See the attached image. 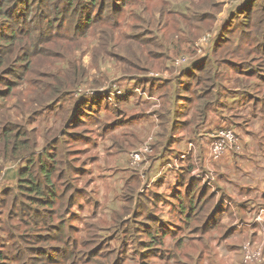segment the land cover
Listing matches in <instances>:
<instances>
[{"label":"rangeland","instance_id":"1","mask_svg":"<svg viewBox=\"0 0 264 264\" xmlns=\"http://www.w3.org/2000/svg\"><path fill=\"white\" fill-rule=\"evenodd\" d=\"M103 1L111 4L113 0ZM115 1L124 10L116 15V21L112 17L106 20L102 18L96 24L89 25L87 35L80 34L81 31L76 30V27L70 30L69 22L63 25L58 23L55 27L63 29L52 33L53 42L46 46L53 56L54 53L56 56L60 53L67 54V57L71 54L80 57L84 69L88 71V85L95 80L101 82L108 79L103 85L96 87L95 91H100L102 88L110 90L115 85L126 87L134 85V89L119 97L118 104L104 107L92 106L89 107L92 108L91 110L89 108L86 111L82 110L81 118L69 128L70 133L64 136L63 140H66L73 153L69 155V160L74 170H70L69 183H67L69 191L66 193V198L72 199V204L65 206L59 217L55 215L54 207L52 208L45 232L47 235L45 244L47 248H50L52 257L59 260L54 264L62 262L65 264H116L117 260H120L119 264H142L143 262L178 264L174 261V257L169 260L162 259L160 257L163 254L155 255L154 252H150L152 250L143 252L140 246V239L148 238L149 240L151 232L142 227L148 215L141 199L150 190V179L145 172L151 171L153 177L159 179L169 170H162V168L146 170L143 161L133 166L132 150L150 137L155 138L161 126L158 110L163 101L162 94L175 93L176 97L180 98L191 95L193 100L198 102L197 96L202 93V87L208 82L204 79L205 71L196 70L194 68L196 61H191L210 56L214 60L218 58L219 61L218 65L215 63V69L211 70L213 79L209 84L220 85L222 82L226 90L220 89L221 93L229 90H242L241 92L244 93L239 104L236 107H230L227 113L236 111L240 121L242 118L248 120L246 123V129L250 131V134H247L248 144L254 145L253 137L264 133V115L260 110L252 111V102L246 98V95L250 92L253 96L264 97V46L256 48L249 55L243 51L251 49L257 42L255 38L240 39V37H246L249 32L242 35L244 26L240 22L246 13L238 14L241 9H238L237 5L248 0L196 2L201 7L196 14H201L187 19H181L179 15L173 13L170 0H142L145 2L144 5H136V2L141 0H133L131 6L132 0ZM100 2L101 0L97 1V8ZM255 7L254 5L252 10H255ZM106 10L103 12L104 15L108 14ZM204 15L207 18L202 20L201 16ZM233 16L236 18L229 23ZM196 24L199 25L196 28L200 29H197L194 37ZM228 24H230L229 28H227ZM200 26L206 28L201 29ZM261 43H264V40H261ZM225 58L230 59L231 62L223 61ZM57 59L60 62L58 57ZM127 62H132L134 66H130ZM219 65H221L220 72H223L216 80L214 76L219 70ZM217 67L218 70H216ZM178 72L181 74L176 78ZM62 74L65 80L68 76L77 77L75 74L68 75V72ZM192 74L195 76H191ZM45 76L44 73L33 75L30 73L28 80L23 77V81L14 79L16 84L20 85L15 86L13 95L2 96L0 93V116L12 114L17 122L25 124L27 130L33 132V136L40 141L41 145L48 139H52L56 131V135L63 132V118L66 112V107L58 108L53 104L55 100L51 92L56 86L52 81L53 75ZM237 77L242 80V85L239 87H235ZM159 84L161 87L157 89L155 86L154 90L153 86ZM83 87L86 104L95 96L102 98V94L98 92L86 93L89 88ZM4 91H7V88L0 85V92ZM17 92L23 98L22 104L27 103L31 111L19 105L15 97ZM26 95H29L28 99ZM79 97V95L76 96V98ZM34 101L43 105L34 110L36 106L33 104ZM252 101L255 102V100ZM173 102H176L175 98L170 99V106ZM182 102H184L182 108H188V100L185 99ZM170 126L168 125V128ZM168 139L170 141L167 149L169 155L166 159L176 172L181 171L187 166V162L180 155L183 152L173 150L174 138L172 137L171 140L168 137ZM37 152L36 158L40 162L43 160L41 155L44 149L40 147ZM233 161L236 164L235 159ZM21 165L25 163L12 162L6 165L2 183H6L7 178L9 180L15 178L17 169ZM136 174L140 178H137ZM233 185L236 187L237 184L233 183ZM216 187L219 188L218 185ZM237 191H239L238 188ZM19 192L22 190L19 189L17 193ZM248 192L250 194L247 200L255 195L264 201L257 187H250ZM164 196L168 201L173 200L168 194ZM3 198L4 196L0 197V199ZM2 204L3 202L0 201V206ZM5 214L6 209L3 207L0 209V216L4 218ZM128 229L126 235L125 231ZM84 230H88L89 233H85ZM240 230H232L228 237L222 240L218 237L219 232H210L204 240H201V244L204 249L207 244L213 247V258L197 261L199 252H185L189 257L182 255L180 264H242L241 244L250 238L247 239L248 234H243ZM180 234H185L184 242L191 244L186 245L183 250L192 248L200 236L197 234L194 238L188 233V229H184L177 234L178 236L167 235L164 238L165 246L163 247H170ZM68 236L81 242H88L86 247L77 248L88 253L63 259L65 251L58 240L67 241ZM209 236L212 241L209 240ZM121 237H127L125 243L119 240ZM93 242H98L96 251H92ZM60 248L62 256L58 255V250H55ZM67 249L69 252L74 250L71 246ZM208 256L209 253H205V257ZM263 256L264 246L262 247Z\"/></svg>","mask_w":264,"mask_h":264},{"label":"trees","instance_id":"2","mask_svg":"<svg viewBox=\"0 0 264 264\" xmlns=\"http://www.w3.org/2000/svg\"><path fill=\"white\" fill-rule=\"evenodd\" d=\"M97 1L98 0H0V85L3 88H7V91L0 92L1 95H13L15 86L20 85L16 84L14 79L22 80L23 77L25 80H28L30 73L32 75L44 73L46 75L45 77H49L47 75L51 74L54 77L52 80L54 81V86L56 85L51 92V96L53 94L55 100L53 104L54 106H58V108L66 107L65 116L63 118V132L56 135V131L53 138L48 139L47 142L42 145L40 141L33 136V132L27 130L25 124L17 122L12 114L0 116V197L4 196L3 199H0V201L3 202L0 209L3 207L6 209L5 217L3 218L0 216V264H54L59 262V260L52 257L50 248H47L45 244L47 241L45 232L48 228L52 208L54 207V213L59 217L64 207L72 204V199H67L66 193L69 191L67 184L69 183V173L70 170L74 168V166H72L73 164H70L69 155H73V153L68 147L66 140H63V138L70 133L68 132L69 128L75 124L76 120L78 121L81 118L80 115L82 110L86 111L87 108L91 107L85 102L83 92H81L82 87L86 86L83 88L93 90L103 85L108 79L101 82L95 80L88 85V71L84 69L80 57L76 54H71L67 57V54L60 53L57 56L56 53H54L53 56L51 51L47 50L46 46L51 45L53 42L52 33L56 30L61 31L63 29L62 27H55L58 23L63 25L69 22L70 30L72 27H76V30L81 31L79 32L80 34L85 33L84 35H87L88 33L86 32L89 31L88 29L92 24H96L102 18L106 20L112 17L116 21V15L124 11L123 7L119 6L115 0H113L111 4H106L105 1L101 0L98 8L96 6ZM207 1L208 0H170L169 3L173 13L179 15L181 19H187L201 14H196L201 8L196 2L204 3ZM136 3V5H144L145 2L141 0V2L137 1ZM132 4L133 0L130 2V6ZM254 5L256 6L255 10H252ZM240 7H237L241 9L238 14L246 13L245 16H243V20L240 22L241 25L244 26L242 35L249 32L246 37H240V39L255 38V41H257L251 49L243 50L246 55H249L251 51L264 46V43H261V40H264V0H248L241 8ZM93 8H97V10H93ZM105 10L108 14L104 15L103 12ZM201 18L205 20L207 16L204 15L201 16ZM234 18H236V16H233L231 20H229V23H231ZM190 21H192V18H190ZM197 25L198 24L195 25V28ZM200 27L201 29L206 28L204 26ZM229 27L230 24L227 25V28ZM197 29L200 28H196L194 37L197 34ZM181 47L182 46H180V48ZM234 53L235 52H233V54ZM57 57L60 59V62ZM211 57L212 56L199 59L198 61H191H196L194 64L196 70L205 71L204 79L208 82V84H204L202 87V93L198 94V102L193 100V96L188 95L186 96L188 108H175V102L170 106V99L176 98V94H162L163 104L161 103V108L158 110L161 126L157 130L154 141L152 142L155 157L163 159L167 158V155H169L167 153L170 143L168 135L175 126L181 124L178 117L181 116L182 111H187L185 113L187 119L184 120V122L191 126L193 128L192 131H194V127L200 128L205 122L204 120L208 116L210 106L219 101L221 96L220 89L226 90L221 81L220 85L216 83L213 85L209 84L213 79L211 70L215 69V63L218 65L219 61L218 58L214 60ZM253 59L255 60L256 58ZM223 61L231 62L228 58L223 59ZM127 63L130 64V66H134L132 62ZM218 67L216 68L218 71L215 72L214 76L216 80H218L220 74L223 72H220L221 65ZM22 72H24L23 75ZM65 72H68V75L75 74L77 77L68 76L65 80L62 74ZM200 75L201 73L197 77L200 78ZM191 76H195V74ZM104 77L107 78L105 75ZM240 85H242V80L237 77L235 87H239ZM155 86L157 89L161 87L160 84L154 85V90ZM217 87L219 90H215ZM187 88L188 87H186V89ZM241 91L242 90H239L237 92L236 96L239 97L235 100L232 97V103L239 104L241 97L244 96V93ZM77 95L80 97L76 98ZM252 96L253 94L249 92L246 98L252 102V111H254ZM15 97L19 105L31 111L27 103L22 104L23 98L19 92L15 94ZM28 98L29 95H26V99ZM118 102L119 100H116L113 104L102 103V105L104 107L118 104ZM261 103L264 107V99L261 100ZM33 104L36 105L34 110L43 105V103L37 101H34ZM100 104L101 102L97 105ZM48 107L53 108L51 106ZM91 109L92 108H89V110ZM234 113L238 115L236 111H234ZM241 122L243 124L242 129L248 132L249 130L246 129L248 120L242 118ZM168 125L170 128H168ZM57 144L60 148L54 146ZM40 147L44 149L41 155L43 160L38 162L36 155ZM263 148L264 145H262V151L264 152ZM46 150L51 151L47 152ZM12 162H22L25 163V165H21L17 169L15 178L10 180L7 178L8 181L3 184V174L6 172H3V170L6 165ZM167 172L170 173L168 177L170 181L168 192L173 195L171 203L173 206L175 204L178 206L179 212L174 213L170 211L171 208L168 210L170 203L157 187L162 183L158 180L164 175L163 174L155 184L150 187L147 195L141 199V202L146 207L145 210L148 215L142 227L152 232H150L149 240L148 238H138L141 240L139 243L143 252L145 250H152L150 252H154L155 255L158 256L163 254L160 258L167 260L174 257V261L178 264L181 263L182 255H188L185 252H199L197 261H206L209 258H213V247L207 244L205 249L209 252L206 251L201 244V240H204L205 236L209 235L212 231L220 233L218 235V237L221 238L220 240L228 237L232 230H238V227L234 226V223L236 221H244L246 213L240 215L238 220L236 217L232 216L233 220L224 222L220 216L221 211L231 210V208L235 206L234 201L232 205L223 203L221 206H218V204H216V194L211 187L204 185L196 178L190 176V174H173L171 171ZM136 176L140 178L139 175L136 174ZM174 183L175 185L172 192ZM182 186H184V189H181ZM19 189H21L22 192L18 194L17 191ZM261 193L264 195V192L261 191ZM221 196L225 195L221 193ZM238 207L240 211H243L248 207V204H246L245 207H240L239 205ZM253 208L260 211L264 210V203L259 204L257 201H254ZM184 229H188V233L194 236V238L197 234L200 235L194 242L192 248L183 250L186 245H191L184 242L185 234H180V237L174 240L170 247H163L165 246L164 238L167 235L173 237L178 236L177 234L180 231H184ZM128 231L129 229L125 231L126 235ZM84 232L89 233L88 230H84ZM153 232H155V234ZM146 235L148 236V234ZM89 240L91 241V238H89ZM119 240L125 243L127 237H121ZM209 240L212 241L210 236ZM58 241L65 251L63 259L69 256L79 257L81 254L86 255L88 253L77 249L82 246L86 247L88 243L86 241L81 242L80 240H75L72 236H68L67 241L64 239ZM92 241L95 240L92 239ZM97 244L98 242L92 243L94 247L92 251L97 250ZM68 246L73 247L74 250L69 252L67 249ZM62 249H55L58 250V255L60 256H62ZM205 253H209V256L205 257ZM119 263L120 260H117L116 264ZM60 264H65V262ZM142 264L148 263L143 262ZM252 264H264V258L261 259L260 262Z\"/></svg>","mask_w":264,"mask_h":264},{"label":"crops","instance_id":"3","mask_svg":"<svg viewBox=\"0 0 264 264\" xmlns=\"http://www.w3.org/2000/svg\"><path fill=\"white\" fill-rule=\"evenodd\" d=\"M237 92V90H229L221 93L219 101L210 106L208 116L204 120L205 122L200 128L194 127V131H192L193 128L191 126H187L184 122V120L187 119V115L185 114L187 111H182L181 116L178 117L181 125L175 126L168 137L174 138L172 144L173 150H176L179 153L190 151L187 158H183L184 161L187 162V166L183 167L181 171L176 172L174 167L166 168V166L162 164L160 165H162L163 170H169L173 174H190V176L202 182L203 179L196 177L195 173L203 172L206 174L207 178H211L214 184L218 185L222 195H225L223 197L232 199L235 202L236 207L233 206L231 210L221 211L220 216L222 217V220L228 222L233 220V217H236L238 220L240 215L246 213L245 220L242 222L236 221L234 226H237L238 230L241 229V233L248 234L249 237L247 239H250L246 240L251 241L254 247H263L264 210L260 211L253 208V203L254 201H257L259 204H262L264 201L260 200V198L255 195L249 200L246 198L249 197L250 192H248V189H250V187H257L259 192L264 190V152L262 151V145H264V133L255 138L253 137L254 145H249L247 134H250V131L245 132L242 129L243 124L239 120V115H236L234 111L230 114L227 113L230 107L237 106V103H232L231 101L232 97L234 100L239 97L236 96ZM261 100L262 99L259 98L254 102L253 112H259L260 110L264 115V107ZM180 106L182 107V102H180ZM225 125H234L238 134V143L235 147L230 148L222 154L218 160H211L208 157V154L210 153L208 143L213 136V132ZM234 159L236 164L233 161ZM144 163V168L146 170H149L150 168H160L159 158L155 156ZM145 174L149 176L150 182L155 180L151 171H146ZM169 176V172L164 174L158 180L162 183L157 187L159 190L161 189L160 191L162 195L168 194L173 199V195L168 192L170 183L168 179ZM233 183L237 184L236 187ZM174 185L175 183L173 184L172 192ZM237 188L239 191H237ZM181 189H184V186H182ZM235 194L238 197L235 196ZM261 197L264 199L263 193H261ZM242 198L244 199L242 200ZM171 201L172 200H169L170 211L178 213V206L176 204L173 206ZM246 204H248V207L243 211L238 209V205L240 207H245ZM257 216L260 218L257 219Z\"/></svg>","mask_w":264,"mask_h":264},{"label":"clouds","instance_id":"4","mask_svg":"<svg viewBox=\"0 0 264 264\" xmlns=\"http://www.w3.org/2000/svg\"><path fill=\"white\" fill-rule=\"evenodd\" d=\"M243 4H245V3H243ZM242 3H239L238 5H237V7H240L241 5H243ZM180 72H178V75L176 76V78H178L179 76H180ZM119 87H121L122 89H123V91H124V93L122 94V95H119V96H116V95H114V94H112L115 90H116V88H119ZM134 89V85L132 86V85H129L128 87H126V86H118V85H115L112 89H110L109 90V88H102L100 91H95V89H93V90H89L88 89V91L86 92V93H90V92H98L99 94H102V98H98L97 96H95L94 98H93V100L92 101H90V102H88L87 104H89L91 107L92 106H101V107H103V105H102V102H110V103H115V101L116 100H118L119 99V97H121V96H124L127 92H129V91H131V90H133ZM81 92H83V89H81ZM90 94H94V93H90ZM87 95H89V94H87ZM109 96H111L112 97V100H109L108 99V97ZM260 97L259 96H252V100H255V101H257V99H259ZM264 97H261L260 99H263ZM185 99H187L186 98V96H184V98H180V97H176L175 98V100H176V102H175V108H180L181 106H180V102H182V100H185ZM99 102H101V104L100 105H97ZM184 102H182V104H183ZM227 127H230V128H232V129H234V131H235V133H236V136H237V143H238V134H237V131L235 130V127H234V125H225V126H223V127H220L219 129H217V130H215L214 132H213V134L215 133V132H217V131H219L221 128H227ZM151 140H154V138L153 137H150L148 140H146V141H144L143 143H141L137 148H135V149H133L132 150V153L133 152H135L136 150H138L143 144H145V143H148L149 144V146H150V148H151V152L150 153H148V154H146V156H144V158L141 160V161H143V162H145V161H147L148 159H150V158H153L154 157V148H153V145H152V142H150ZM214 140V135L212 136V138L210 139V141H209V143H208V145H209V148H210V145H211V143H212V141ZM235 147V146H234ZM233 148V147H232ZM230 149V148H229ZM229 149H227V150H229ZM191 150H192V146H191ZM226 150V151H227ZM210 151H211V148H210ZM225 151V152H226ZM224 152V153H225ZM190 153V151H186L185 153H182L181 154V157L182 158H187V156H188V154ZM223 153V154H224ZM210 153L208 154V157L211 159V160H214V159H212L211 157H210ZM218 160V159H217ZM140 161V162H141ZM160 164H162V165H164V166H166V168L168 167V168H172V166H171V164H170V162L166 159V158H163V159H160L159 158V165ZM162 165H160V168H162ZM134 166V165H133ZM163 170V169H162ZM195 175H196V177H198V178H201V177H205L206 178V180L205 179H203V183H204V185H207V186H209V187H211L212 188V190L215 192V194H216V204H218V206H221L223 203H228V204H230V205H232L233 204V200L232 199H229V198H227V197H223V196H221V191H220V189H218L217 187H216V185L214 184V182H213V180L211 179V178H207V175L206 174H204L203 172H196L195 173ZM158 179L157 178H155V180L153 181V182H150V184H149V187H151L152 185H154L153 183L154 182H156ZM260 217L259 216H257V219H259ZM247 243H250L252 246H253V244H252V242L251 241H246V242H244V243H242V245H241V252H242V264H252V263H256V262H260V260H257V261H255V262H251V263H246L245 262V260H244V254H245V252H244V245H246ZM254 247V246H253ZM254 248H256V249H259L260 247L259 246H256V247H254ZM262 248V247H261ZM263 258H264V256H263ZM262 258V259H263Z\"/></svg>","mask_w":264,"mask_h":264},{"label":"built area","instance_id":"5","mask_svg":"<svg viewBox=\"0 0 264 264\" xmlns=\"http://www.w3.org/2000/svg\"><path fill=\"white\" fill-rule=\"evenodd\" d=\"M93 93V92H90ZM124 93L121 87L116 88L112 93L116 96L122 95ZM109 100H112V97H108ZM214 140L212 141L210 148V157L214 160L219 159L222 154L229 148H232L237 145V136L234 129L227 127L221 128L219 131L215 132ZM151 152V148L148 143L143 144L138 150L132 153V164H138L146 154ZM206 180L205 177H201ZM244 260L246 263L255 262L262 259V248H254L250 243L244 245Z\"/></svg>","mask_w":264,"mask_h":264}]
</instances>
